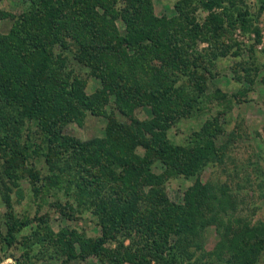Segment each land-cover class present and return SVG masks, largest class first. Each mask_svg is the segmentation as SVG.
Listing matches in <instances>:
<instances>
[{
    "label": "trees",
    "instance_id": "trees-1",
    "mask_svg": "<svg viewBox=\"0 0 264 264\" xmlns=\"http://www.w3.org/2000/svg\"><path fill=\"white\" fill-rule=\"evenodd\" d=\"M219 1L196 2L211 10ZM126 2L127 8L120 9L129 12L121 15L126 28L125 34H121L115 26L118 18L115 7ZM190 2L179 1L175 7L181 9ZM31 3L29 13L16 17L0 11V20L10 18L13 22L8 33L0 35V159L3 157L5 163L15 161L13 165L19 168L27 166L28 134L35 126L43 133L45 143L44 163L39 168L36 162L27 166L35 199L42 202L50 189L65 186L70 191L67 195L76 204L88 205L99 217L101 236L97 239L82 241L75 238L74 231L61 233L57 243L63 246L62 264L85 255H92L103 264H152L151 260L155 264H177L178 256L186 248L194 246L201 250V234L206 227L218 223L216 232L220 233L219 217L206 218L202 213L203 206L214 200V189L201 186L198 181L186 191L184 204H177L157 188L165 178L185 172L199 173L208 164L219 162L223 154L215 141L216 120L193 132L184 144H177L161 128L137 121L136 127L124 126L107 116L102 138L89 143L80 141L64 133L63 123L81 120L83 110L92 115L103 112L96 110L84 96L77 79L61 72L67 59L65 51H72L74 59L90 69L104 90L121 93L129 102L153 106L160 118L171 117L168 121L184 118L192 109L187 100L180 103L176 114L166 113V98L172 91L169 71L181 70L196 91L206 90L200 71L208 73V70L201 64L202 59L197 56L190 59L182 52L186 38L190 43L196 39L197 25L191 22L188 27L179 25L178 31L172 30L171 23H178L180 18L170 21L156 18L150 0H31ZM72 8L75 9L69 16ZM237 12L239 17L247 15L240 8ZM81 15L83 19L78 20ZM215 21L218 27L222 26V20ZM55 46L62 53L56 54ZM153 59L159 62L160 69L151 65ZM141 70L149 75L142 78ZM217 94L224 98L219 90ZM119 110L127 114L122 107ZM22 130L28 138L23 141L18 138ZM63 158L65 166L61 167L59 161ZM157 164L163 166L161 175L152 172ZM4 203L5 231L0 227L3 249L27 247L44 230L51 232L49 211L39 210L32 218L18 220L10 198L4 199ZM37 207L40 209L41 205ZM51 207L63 219H76L69 203L62 206L56 202ZM28 227L34 231L24 235ZM244 228L238 223V227L228 226L223 232V241L229 238L232 252L229 254L235 258L228 263L256 264L259 260L264 249V228L243 231ZM238 231L245 235L236 234ZM132 234L146 239L149 250L126 248L123 242L117 250L107 247ZM238 236L240 239L234 240ZM223 241L217 242L213 250L212 255L217 258L226 255L218 253ZM76 243L81 244L85 255L77 253Z\"/></svg>",
    "mask_w": 264,
    "mask_h": 264
},
{
    "label": "rangeland",
    "instance_id": "rangeland-1",
    "mask_svg": "<svg viewBox=\"0 0 264 264\" xmlns=\"http://www.w3.org/2000/svg\"><path fill=\"white\" fill-rule=\"evenodd\" d=\"M150 1L156 18H166L169 21L180 18L178 23H171L172 30L178 31L179 25L188 24V27L191 22L197 25L196 39L190 43L186 38L184 40L186 45L183 44L186 47L182 52L185 56H190V59L193 56L202 59L201 64L208 70V73L200 71L206 90L196 91L181 70L173 72L169 69L172 91L166 98V113L176 114L183 100H187L192 109L186 117H174L168 121L171 117L160 118L156 115L153 106L140 105L135 101L129 102L121 93L104 90L100 80L91 74L90 69L74 59L72 51H65L67 59L61 72L70 79H77V85L82 89L84 96L91 100L96 110L105 115L103 113L92 115L88 110H83L84 117L79 121L64 122L63 131L67 135L89 143L104 136L107 118L111 117L124 126L136 127L134 121H137L149 124L152 128H161L172 142L184 144L193 132L202 128L205 123L216 120L215 141L223 154L219 162L208 164L199 173L185 172L178 177L165 178L157 189L161 190L168 200L177 204H184L186 191L198 181L201 186L214 189L212 194L215 201L205 204L202 213L206 218L212 215L219 217L220 233L216 232L218 223L206 227L201 234L202 249H196L194 246L186 248L178 256L177 264H231L228 260L235 261V258L233 259V255L229 254L232 253L229 249V238L223 241L225 228L238 227V223L239 226L245 225L243 231L250 228H264V0H218L219 5H213L211 10L199 5L197 0H191L189 5L182 6L181 9H177L175 4L183 0ZM128 5L126 2L123 8L115 7L117 9L115 15L118 17L115 26L121 34L126 32L121 15L129 13L123 11ZM32 6L31 0H0V11L15 17L29 13ZM129 8L132 10L131 7ZM238 8L242 14L246 11L247 15L239 17ZM74 9L69 11V16L73 14ZM9 19L0 20V35L7 34L11 29L13 22ZM81 19L83 16H78V20ZM215 19L222 20V26L218 27ZM54 51L56 54L62 53L58 46L54 47ZM151 65L160 69L156 59H153ZM143 73L141 70L142 78L149 75ZM217 90L224 95V98L217 94ZM72 105L76 106V104ZM120 106L127 114L119 110ZM24 131L22 130L18 136L21 141L24 137L27 138ZM29 135L27 166H30L31 162H36L39 168L44 163L43 133L34 126ZM14 162L5 163L3 157L0 159L1 230L5 231L3 223L7 211L4 199L9 197L18 220L24 217L32 218L39 210L40 213L49 211L51 218L48 228L51 232L47 233L44 230L34 237L27 247L21 245L19 249L9 251L0 247V264H62L65 255L63 246L57 243V239H61L63 231L68 233L74 231L75 238L82 241L101 236L99 217L93 214L88 205L76 204L74 199L67 195L69 190L65 186L50 189L40 202L35 199L27 176L29 167L19 168L13 165ZM59 164L64 167L65 158L59 161ZM163 171L161 164L152 168L155 175H161ZM148 189L146 188V191ZM56 202L62 206L71 204L76 219H63L51 207V204ZM37 204L41 205L40 209ZM32 231L34 229L28 227L24 229L23 234H31ZM236 234L245 235L239 231ZM240 236L234 240L240 239ZM123 237L108 244L107 247L117 250L123 242V247L126 248L142 250L144 247L145 251L149 250L146 239L142 240V237L134 234L129 238ZM180 240L182 244L183 238ZM221 241H223L220 244L222 250L218 253L226 255L217 258L212 253L217 242ZM79 244H75L77 253L83 255L82 246ZM232 250L236 251V248L232 247ZM151 262L155 264L156 261L151 260ZM67 264L103 263L92 255H85ZM256 264H264V249Z\"/></svg>",
    "mask_w": 264,
    "mask_h": 264
}]
</instances>
